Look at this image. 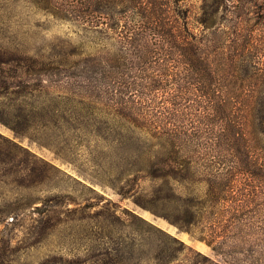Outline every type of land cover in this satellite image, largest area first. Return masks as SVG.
<instances>
[{
  "label": "trees",
  "instance_id": "obj_1",
  "mask_svg": "<svg viewBox=\"0 0 264 264\" xmlns=\"http://www.w3.org/2000/svg\"><path fill=\"white\" fill-rule=\"evenodd\" d=\"M34 1L102 43L114 41L86 54L81 77L90 94L77 103L100 112L107 148L125 138L144 140L129 157L119 153L114 165L145 177L116 183L149 182L153 201L178 212L164 217L219 258L135 216L142 223L136 230L157 245L156 259L190 264L188 249L209 264H264V89L258 85L264 75L255 46L246 53L237 33L228 42L227 0H202L196 28L185 6L192 0ZM33 108L7 114L15 132L29 133Z\"/></svg>",
  "mask_w": 264,
  "mask_h": 264
},
{
  "label": "rangeland",
  "instance_id": "obj_2",
  "mask_svg": "<svg viewBox=\"0 0 264 264\" xmlns=\"http://www.w3.org/2000/svg\"><path fill=\"white\" fill-rule=\"evenodd\" d=\"M185 6L190 26L198 27L203 1ZM226 7L228 42L238 34L246 53L255 46L264 75V0H227ZM104 44L112 48L114 41L102 43L34 0H0V264H162L157 245L136 230L142 223L135 216L218 261L208 245L164 217L178 212L153 201L149 182L116 183L145 177L114 165L119 153L129 157L144 140L125 138L107 148L100 112L77 103L90 94L81 77L86 54ZM258 85L264 89V80ZM22 106L35 107L28 134L7 122ZM184 255L190 264H209L188 249Z\"/></svg>",
  "mask_w": 264,
  "mask_h": 264
}]
</instances>
